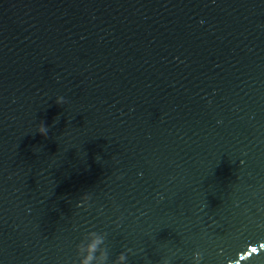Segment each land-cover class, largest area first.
Wrapping results in <instances>:
<instances>
[{"label":"water","instance_id":"1","mask_svg":"<svg viewBox=\"0 0 264 264\" xmlns=\"http://www.w3.org/2000/svg\"><path fill=\"white\" fill-rule=\"evenodd\" d=\"M92 231L107 264H264V0H0V264Z\"/></svg>","mask_w":264,"mask_h":264},{"label":"clouds","instance_id":"2","mask_svg":"<svg viewBox=\"0 0 264 264\" xmlns=\"http://www.w3.org/2000/svg\"><path fill=\"white\" fill-rule=\"evenodd\" d=\"M56 102L63 104L64 97H56ZM38 131L42 135L47 134V128L43 124L39 125ZM86 198L87 193L81 196V199ZM103 242V237L100 234L94 231L89 232L86 239L77 246L79 264H107L108 256L105 249L102 248ZM200 259L201 253L199 251L194 252L192 264H200ZM112 264H127L126 252L118 254ZM164 264H168V261H165Z\"/></svg>","mask_w":264,"mask_h":264},{"label":"snow or ice","instance_id":"3","mask_svg":"<svg viewBox=\"0 0 264 264\" xmlns=\"http://www.w3.org/2000/svg\"><path fill=\"white\" fill-rule=\"evenodd\" d=\"M255 251V250H254Z\"/></svg>","mask_w":264,"mask_h":264}]
</instances>
